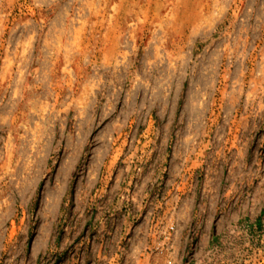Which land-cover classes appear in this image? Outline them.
Wrapping results in <instances>:
<instances>
[{
  "label": "rangeland",
  "instance_id": "obj_1",
  "mask_svg": "<svg viewBox=\"0 0 264 264\" xmlns=\"http://www.w3.org/2000/svg\"><path fill=\"white\" fill-rule=\"evenodd\" d=\"M0 264H264V0H0Z\"/></svg>",
  "mask_w": 264,
  "mask_h": 264
}]
</instances>
